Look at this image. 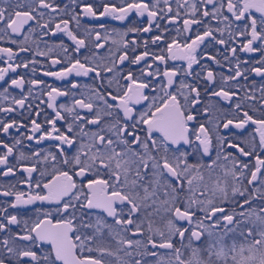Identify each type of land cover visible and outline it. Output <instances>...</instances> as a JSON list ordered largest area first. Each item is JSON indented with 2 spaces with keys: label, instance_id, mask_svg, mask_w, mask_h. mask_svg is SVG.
Wrapping results in <instances>:
<instances>
[{
  "label": "snow or ice",
  "instance_id": "6c2138e0",
  "mask_svg": "<svg viewBox=\"0 0 264 264\" xmlns=\"http://www.w3.org/2000/svg\"><path fill=\"white\" fill-rule=\"evenodd\" d=\"M0 137V264H264V0H0Z\"/></svg>",
  "mask_w": 264,
  "mask_h": 264
},
{
  "label": "flooded vegetation",
  "instance_id": "af4514ba",
  "mask_svg": "<svg viewBox=\"0 0 264 264\" xmlns=\"http://www.w3.org/2000/svg\"><path fill=\"white\" fill-rule=\"evenodd\" d=\"M110 24L113 25V26H116V27H122V26L119 24V22H116V21H111ZM38 59L43 60L44 58L41 57V58H38ZM37 67H38V69H39V66H37ZM20 71L23 72V73H25V74H27V75H30V73H27L26 70H20ZM39 78H41V79H45V80H48L49 82H54V83H56V84H60V82H58V81H53V79L50 78V77H43V76H40ZM0 138H2V137H0ZM0 179H4L5 182H6L7 179H10V178H0Z\"/></svg>",
  "mask_w": 264,
  "mask_h": 264
}]
</instances>
